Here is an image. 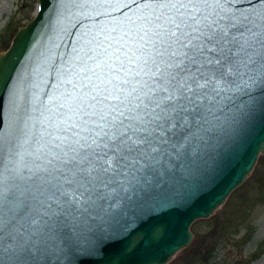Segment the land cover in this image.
<instances>
[{"label": "water", "instance_id": "1", "mask_svg": "<svg viewBox=\"0 0 264 264\" xmlns=\"http://www.w3.org/2000/svg\"><path fill=\"white\" fill-rule=\"evenodd\" d=\"M253 5L200 7L227 31ZM160 12L151 0H35L0 50V264H165L264 151V53L232 28L248 52L216 46L220 63L202 69L160 150L139 163L108 152V170L84 178L104 155L100 116L148 91L170 57L154 46Z\"/></svg>", "mask_w": 264, "mask_h": 264}, {"label": "snow or ice", "instance_id": "2", "mask_svg": "<svg viewBox=\"0 0 264 264\" xmlns=\"http://www.w3.org/2000/svg\"><path fill=\"white\" fill-rule=\"evenodd\" d=\"M151 2L161 9L160 15L154 17L157 29L154 46L157 43L160 45L161 58L169 51L170 57L156 64L148 91L137 93L133 89L130 94H135L133 98L126 97L121 101L124 105L122 109L114 108L112 113L100 116L103 135L98 146L104 149V155L97 154L99 168L90 170L85 165L81 166L82 172L86 173V180L92 178L93 171L108 170L107 162L100 163L108 152L114 157L139 163L160 150L166 133L175 127L183 100L189 98L194 89L203 86L201 80H206V77L202 69L220 63L211 58L216 46L232 43L234 47H239L241 53L248 52L235 33L231 32L232 28L242 35L250 36L264 53V0H254L252 11L243 18H230L231 28L227 31V25L221 27L222 20L200 7L207 4L208 0ZM249 59L253 57L250 55ZM115 99L120 100V97ZM3 199L4 193L0 187V201ZM8 199H14V196L10 194Z\"/></svg>", "mask_w": 264, "mask_h": 264}, {"label": "rangeland", "instance_id": "3", "mask_svg": "<svg viewBox=\"0 0 264 264\" xmlns=\"http://www.w3.org/2000/svg\"><path fill=\"white\" fill-rule=\"evenodd\" d=\"M34 6L35 0H0V50ZM189 228L190 242L165 264H264V151L223 203Z\"/></svg>", "mask_w": 264, "mask_h": 264}]
</instances>
